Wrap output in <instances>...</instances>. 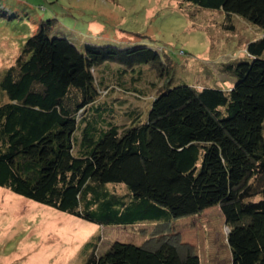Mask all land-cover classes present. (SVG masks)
Returning <instances> with one entry per match:
<instances>
[{
  "label": "trees",
  "instance_id": "1",
  "mask_svg": "<svg viewBox=\"0 0 264 264\" xmlns=\"http://www.w3.org/2000/svg\"><path fill=\"white\" fill-rule=\"evenodd\" d=\"M183 1L264 32V0ZM53 24L43 22L0 77L7 100L0 103V188L100 227L168 223L220 206L231 264H264V37L248 45V59L227 65L237 80L228 92L173 87L167 62L171 80L147 121L121 130L96 108L92 72L114 63L128 74L158 64L160 55L110 44L80 51L52 36ZM109 185H124L129 195ZM86 264L202 263L168 242L153 251L117 242Z\"/></svg>",
  "mask_w": 264,
  "mask_h": 264
},
{
  "label": "rangeland",
  "instance_id": "2",
  "mask_svg": "<svg viewBox=\"0 0 264 264\" xmlns=\"http://www.w3.org/2000/svg\"><path fill=\"white\" fill-rule=\"evenodd\" d=\"M229 19L223 11L183 0H0V77L48 20L54 22L52 36L80 51L109 44L149 47L161 60L139 67L141 75L139 68L122 73L114 63L92 72L101 93L96 108L103 109L107 123L124 130L147 121L153 101L171 79L173 87L186 84L198 91L234 88L237 80L224 72L227 65L248 59V45L264 32L242 17ZM6 101L0 94V103ZM108 189L129 195L124 185ZM229 233L220 206L168 223L100 227L0 188V264H86L92 253L100 257L117 242L151 251L168 242L183 258L196 254L202 264H231Z\"/></svg>",
  "mask_w": 264,
  "mask_h": 264
},
{
  "label": "bare ground",
  "instance_id": "3",
  "mask_svg": "<svg viewBox=\"0 0 264 264\" xmlns=\"http://www.w3.org/2000/svg\"><path fill=\"white\" fill-rule=\"evenodd\" d=\"M16 202V201H15Z\"/></svg>",
  "mask_w": 264,
  "mask_h": 264
}]
</instances>
